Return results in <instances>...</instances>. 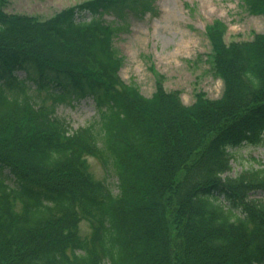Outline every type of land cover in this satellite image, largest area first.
I'll return each instance as SVG.
<instances>
[{
	"label": "trees",
	"instance_id": "obj_1",
	"mask_svg": "<svg viewBox=\"0 0 264 264\" xmlns=\"http://www.w3.org/2000/svg\"><path fill=\"white\" fill-rule=\"evenodd\" d=\"M134 1L86 0L40 19L0 0V169L16 181L0 170V264H264V199L252 196L264 166L230 175L228 150L264 133V32L226 42L223 21L206 26L218 98L184 104L159 74L145 96L120 78L102 18ZM243 1L264 15V0ZM88 93L97 120L72 129L55 105ZM88 156L111 166L117 192Z\"/></svg>",
	"mask_w": 264,
	"mask_h": 264
},
{
	"label": "rangeland",
	"instance_id": "obj_2",
	"mask_svg": "<svg viewBox=\"0 0 264 264\" xmlns=\"http://www.w3.org/2000/svg\"><path fill=\"white\" fill-rule=\"evenodd\" d=\"M84 0H7V12L24 13L48 18L68 6ZM135 0L120 12L110 8L103 18L115 28L114 46L123 58L119 74L148 96L155 90V72L164 75L163 86L167 90H179L182 101L190 103L196 91L217 98L223 89L222 80L213 70L210 43L205 25L213 18H220L227 25L226 41L250 40L256 32H264V15L249 12L243 0ZM78 19L89 18L81 12ZM150 67H153L151 69ZM23 77V70L17 71ZM44 92H40V97ZM50 103V100H47ZM55 114L65 118L72 129L97 120V108L90 94L70 97L55 105ZM232 152L230 175L242 169L264 166V133L258 142L245 141L229 148ZM93 175L117 192V178L109 164L88 156ZM8 174L7 168L0 169ZM7 181L15 186L12 175ZM264 199V191L252 194ZM222 198V196H220ZM82 236H87L90 226L80 222Z\"/></svg>",
	"mask_w": 264,
	"mask_h": 264
}]
</instances>
